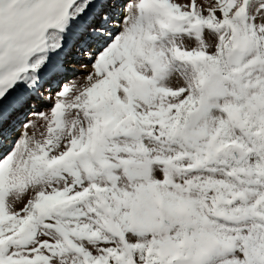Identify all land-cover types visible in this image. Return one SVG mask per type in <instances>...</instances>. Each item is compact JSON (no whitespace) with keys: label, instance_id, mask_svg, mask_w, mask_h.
<instances>
[{"label":"snow or ice","instance_id":"obj_1","mask_svg":"<svg viewBox=\"0 0 264 264\" xmlns=\"http://www.w3.org/2000/svg\"><path fill=\"white\" fill-rule=\"evenodd\" d=\"M0 264H264V0H0Z\"/></svg>","mask_w":264,"mask_h":264},{"label":"bare ground","instance_id":"obj_2","mask_svg":"<svg viewBox=\"0 0 264 264\" xmlns=\"http://www.w3.org/2000/svg\"><path fill=\"white\" fill-rule=\"evenodd\" d=\"M45 106H48V105H45Z\"/></svg>","mask_w":264,"mask_h":264},{"label":"rangeland","instance_id":"obj_3","mask_svg":"<svg viewBox=\"0 0 264 264\" xmlns=\"http://www.w3.org/2000/svg\"><path fill=\"white\" fill-rule=\"evenodd\" d=\"M48 106H50V105H48Z\"/></svg>","mask_w":264,"mask_h":264}]
</instances>
